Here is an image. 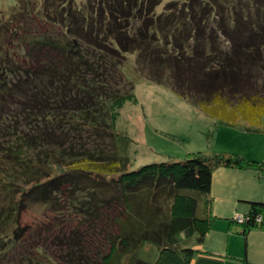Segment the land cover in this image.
Returning a JSON list of instances; mask_svg holds the SVG:
<instances>
[{"label":"trees","instance_id":"trees-1","mask_svg":"<svg viewBox=\"0 0 264 264\" xmlns=\"http://www.w3.org/2000/svg\"><path fill=\"white\" fill-rule=\"evenodd\" d=\"M12 1L0 18V264H191L190 239L200 244L214 219V171L264 176V162L192 152L129 169L114 127L135 97L115 74L129 61L214 125L264 133V0H36L51 29L28 37L19 23L35 1ZM8 37L26 51L16 56ZM35 205L55 222L32 246L22 219ZM248 205L242 234L264 231V202ZM73 211L79 222L60 227ZM146 245L153 262L140 257Z\"/></svg>","mask_w":264,"mask_h":264},{"label":"rangeland","instance_id":"rangeland-1","mask_svg":"<svg viewBox=\"0 0 264 264\" xmlns=\"http://www.w3.org/2000/svg\"><path fill=\"white\" fill-rule=\"evenodd\" d=\"M165 1L167 2L168 0L163 2ZM33 2L36 5V0H33ZM75 2L79 4L83 0H75ZM12 3H14L12 0H0V18L5 17L3 12ZM37 9L41 10L40 3L33 10L29 4L28 12H33H29L28 17L19 23V28L23 29L25 33L22 37L50 31L51 24L39 15ZM5 43H10V48H15L16 56V49L22 52L26 51L22 40L16 43V39L8 37L7 41L5 38ZM34 53L37 54L27 58L24 61L25 64L36 65L33 62L37 60V57L43 58L46 51L37 50ZM130 63L129 61L126 62L122 67L124 73L117 72L115 79L119 84L122 83L121 85L124 89L130 88L132 85L135 98H130L123 103L116 117L114 127L118 134L128 138L129 169H137L144 164L153 162L168 161V156H181V159H183L187 153H223L235 148L236 138L229 140L226 137L227 126L218 127L219 124L214 126L212 119L202 116L195 108L180 100L170 89L145 80V76L140 72L141 70L133 73ZM262 124L264 125V119ZM120 212L121 209L118 204L104 209L102 221L110 222ZM42 214L43 210L38 205L32 206L23 214V223L32 227L33 231L30 235L37 237L29 240L32 246L38 245L37 242L48 235L46 232L43 233L42 228L44 230L45 226L55 222V219L46 220L45 217H42ZM75 214L76 212H74V219L71 222L56 218L59 220L60 227L64 225L62 228L68 230L75 226L79 222ZM242 215L244 217L245 214ZM240 216L241 214L236 213L231 220L239 225L244 221L243 219L239 222ZM43 224L44 227L42 226ZM40 226L41 232H39ZM210 230L211 227H209L207 233ZM97 242L102 246L103 237L101 236ZM189 244L196 249L193 239H190ZM197 252L200 253L199 250ZM142 253L140 257L146 261L153 262L156 258L157 250L146 245L143 246Z\"/></svg>","mask_w":264,"mask_h":264},{"label":"crops","instance_id":"crops-1","mask_svg":"<svg viewBox=\"0 0 264 264\" xmlns=\"http://www.w3.org/2000/svg\"><path fill=\"white\" fill-rule=\"evenodd\" d=\"M226 129V137L236 141L235 148L224 153L264 162V133L247 132L243 126ZM210 197L211 230L195 243L205 253L197 252L191 264H264V231L252 229L243 235L241 226L231 220L236 213L246 214L250 201L264 202V176L254 169L220 167L212 175Z\"/></svg>","mask_w":264,"mask_h":264},{"label":"built area","instance_id":"built-area-1","mask_svg":"<svg viewBox=\"0 0 264 264\" xmlns=\"http://www.w3.org/2000/svg\"><path fill=\"white\" fill-rule=\"evenodd\" d=\"M239 218H240V221L239 222H241V220L244 219L243 215H241Z\"/></svg>","mask_w":264,"mask_h":264}]
</instances>
